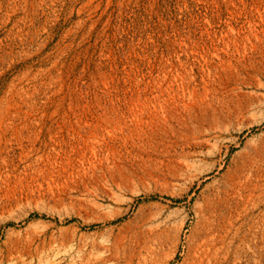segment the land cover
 Masks as SVG:
<instances>
[{
  "label": "rangeland",
  "instance_id": "obj_1",
  "mask_svg": "<svg viewBox=\"0 0 264 264\" xmlns=\"http://www.w3.org/2000/svg\"><path fill=\"white\" fill-rule=\"evenodd\" d=\"M0 264H264V0H0Z\"/></svg>",
  "mask_w": 264,
  "mask_h": 264
},
{
  "label": "bare ground",
  "instance_id": "obj_2",
  "mask_svg": "<svg viewBox=\"0 0 264 264\" xmlns=\"http://www.w3.org/2000/svg\"><path fill=\"white\" fill-rule=\"evenodd\" d=\"M117 197H118V196H117ZM119 197H120V196H119ZM66 216L68 217V218H67L68 220H70V219H71V218H70V215H66Z\"/></svg>",
  "mask_w": 264,
  "mask_h": 264
}]
</instances>
